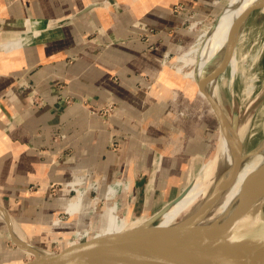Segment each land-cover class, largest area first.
Masks as SVG:
<instances>
[{
  "label": "crops",
  "instance_id": "0c3cea01",
  "mask_svg": "<svg viewBox=\"0 0 264 264\" xmlns=\"http://www.w3.org/2000/svg\"><path fill=\"white\" fill-rule=\"evenodd\" d=\"M222 3L0 0V206L20 239L34 244L51 214L66 211L70 182L108 188L127 177L130 217L175 198L199 145L207 155L208 136L197 113L186 136L172 142L156 84L166 76L164 60L195 41L184 16H209ZM109 105L112 113L103 115ZM20 253L0 217V264H18Z\"/></svg>",
  "mask_w": 264,
  "mask_h": 264
},
{
  "label": "rangeland",
  "instance_id": "374dc122",
  "mask_svg": "<svg viewBox=\"0 0 264 264\" xmlns=\"http://www.w3.org/2000/svg\"><path fill=\"white\" fill-rule=\"evenodd\" d=\"M220 1L223 2L220 12L217 11L204 17L196 15L197 18L193 21V23H198L196 28L193 30L187 29L195 34V41L187 46V49L195 44L199 35L206 28L210 25H215L219 15L230 0ZM243 25L237 40L236 59L238 61V71L234 77L231 75V67L226 68L225 72L219 76L220 79L218 77V80H216L211 77L210 65L208 63L204 65L203 62V59L209 56L208 49L202 54L197 56L192 54L183 59L182 54L186 53L185 50L178 55H169V58L164 60L166 76L158 78L156 84L159 87L156 93L158 95H155V97L156 101H163L166 104L164 109V130L168 135L175 136L172 142L178 141L179 136H186L187 127H191V121L195 119L197 114L195 111L197 109H199V123L203 120L205 126H207L204 131L208 136L206 142L211 143L210 141L213 138L216 139L218 134H220L221 124L220 118L209 103L211 102L210 96L214 97L222 114L226 113L230 117L233 112L237 111L242 125L247 122V133L242 139L244 152L252 150L263 141L264 100L258 105H256V102L264 92V7L251 13ZM193 69H198V75L195 73L191 77L188 74ZM197 79H200L199 86L196 82ZM211 80L218 86L217 92H214V94L213 92L211 93ZM160 85L163 86L161 87ZM195 96L197 100H195ZM227 106L228 108L226 109ZM202 140V133L199 128V143ZM199 148V156L193 159L190 171H187L188 165L185 168L186 170L182 169L180 185L173 189V192L177 194L173 200L178 198L188 188L207 161L204 145H199ZM220 152L221 145L219 147ZM185 163L187 164L188 162L185 161ZM223 170V167L218 168L214 176H218ZM118 180L125 181L127 188L125 190L122 189L119 196L116 193L111 197L109 186ZM76 183L79 185L73 187L74 190L71 187L67 188L70 191V201L76 197L77 188L84 192L81 209L76 212L61 209L58 214H51L49 220H46L43 223L44 226L41 227L44 235L33 238L34 244L31 245L40 249L44 248L43 250L53 251L63 244L75 241L76 238L79 240L87 237L88 232L93 234L106 226L114 227L121 221L133 227L132 224L142 220H136L137 218H146L153 214L151 212L130 217L133 209V195L131 192L133 182L128 180L127 177L123 180L120 176H117L108 188L98 180H82ZM106 193L107 198L104 197ZM71 208L72 205L69 206V209ZM131 226L130 228H132ZM18 258L25 259L26 255L21 252Z\"/></svg>",
  "mask_w": 264,
  "mask_h": 264
},
{
  "label": "water",
  "instance_id": "95a60500",
  "mask_svg": "<svg viewBox=\"0 0 264 264\" xmlns=\"http://www.w3.org/2000/svg\"><path fill=\"white\" fill-rule=\"evenodd\" d=\"M263 7L264 0L249 6L239 16L236 34L241 31L250 14ZM224 66H215L211 77H219L226 70V64ZM196 82L199 86V80ZM263 100L264 93L256 105ZM195 112L199 114V109ZM239 122L237 117L229 122L226 115L222 114V133L229 137L239 127ZM200 124L205 131L207 126L204 121H200ZM218 140L219 134L210 141L208 159L214 154ZM238 145V150L234 152V164L212 178L211 183L214 184L210 183L206 195L199 197L190 210L182 214L176 222L159 231L148 233V227L145 226L158 224L165 212L182 199L187 189L134 229L100 241L96 245H93L92 236H88L63 244L53 251L37 248L20 239L15 234L9 214L0 206V217L7 225L11 240L26 255L18 264H264L263 251H257L252 258L248 256L250 248L254 249V245L260 246L261 243L257 242L259 240L254 241L256 234H247L249 229L260 228L256 219L264 214V182L259 181L264 176V163L257 169L256 185L244 197L237 199L229 209L219 212L233 172L247 159L261 153L264 139L248 152H244L242 142L239 141Z\"/></svg>",
  "mask_w": 264,
  "mask_h": 264
},
{
  "label": "bare ground",
  "instance_id": "6f19581e",
  "mask_svg": "<svg viewBox=\"0 0 264 264\" xmlns=\"http://www.w3.org/2000/svg\"><path fill=\"white\" fill-rule=\"evenodd\" d=\"M258 1L259 0H230L228 5L225 7V9H223L221 14L219 15L215 25H210L208 28H206V30L199 35L195 44L192 47L188 48L186 50V53L182 54V58L186 59L187 56H190L192 54L197 56L199 54L204 53L208 49L207 52H209V56L207 58H204L203 62H204V65H206L207 63L210 65V68L212 70L211 73L213 72V69L215 66L220 65L222 67H225L224 65L226 64V68L231 67L232 69L231 75H233L234 77L236 72L238 71V61L236 59V46H237L238 41H236V36H237V40L240 36V30H239V33L237 32L238 34H236V31H235L236 24L238 23L239 16L249 6H251L252 4ZM22 42L24 41L7 45L3 50L11 51V50L20 48L22 45ZM195 73H197L198 75V69H195V70L193 69L188 75L192 77L194 76ZM197 80H199L200 82V79H197ZM216 80H218V77L216 78ZM211 82H212L211 93L213 92L214 94V92L215 93L217 92L218 86L214 84L213 80H211ZM210 101L211 102L209 103L212 106L213 110H215L218 117L221 118V115H222L221 110L220 108H218V105L215 102V99L213 96H210ZM227 108L228 106L226 107V109ZM225 115L229 122H232V119L234 117L239 118L240 119L239 127L236 130H234L229 135V137H226L222 133V130H221L222 127H220V132H219L220 136H219V140L216 145L214 154L212 155L210 159H208L204 163L198 176L188 186L186 194L182 197V199L179 202L173 204L170 207V209L167 210V212H165L162 218L158 221V224L153 225V226H150V224L146 225L145 227L146 228L148 227L146 232L150 233V232L159 231V230L169 227L174 222H176L177 219L180 216H182V214H185L188 210H190L191 206H193L197 202V200H199V197L206 195V193L208 192L207 189L211 183V180L213 181L212 179L214 177L213 174L216 173L217 169L220 167H223L224 168L223 171H226L230 166L234 164V152L238 150L239 145H240V144L238 145L239 141L241 143L243 137L247 133V122L242 125L241 118L237 111L233 112L230 117L226 113ZM220 145H221V152L219 153ZM263 163H264V145L262 146V150L260 154L247 159L239 167L237 171L233 172L234 174L231 177L232 179L230 178L228 181L229 183L227 184V186L229 185V188L226 190V193L224 195V199L222 201V205L220 206L219 212H224V210L229 209L234 204V202L237 201V199L244 197L246 193L253 186L256 185V183L258 182L257 169ZM259 181L264 182L263 175L259 178ZM212 184H214V182H212L211 185ZM126 188H127V183L125 181L118 180L116 183L109 186V194H111V197H112L116 193H120L122 189L125 190ZM76 190H77L76 197H74L73 200L66 206L67 207L66 209L71 212H76L77 210L81 209L82 203L84 200V192H82L78 188ZM104 197L107 198V193L104 194ZM71 205H72V208L69 209V206ZM150 216L146 218H137L136 220H140V219L142 220H140L139 222L135 224H132L133 227L121 221L114 227L106 226L104 229H100L99 231L93 234L88 232V236H92L93 245H96L100 241L107 240L115 235L120 234V232L121 233L126 232L128 230H131V229H134L140 226L141 224L146 222V220H148ZM256 220H257L256 224L260 226V228L249 229L247 234L248 235L251 233L256 234L255 240L254 239L253 240L254 241L259 240L257 242L261 244L260 246L254 245L255 246L254 249L250 248L251 252H249L248 256L251 258L255 256L256 253H258L257 251L261 250L264 252V214L258 216ZM130 226L132 228H130ZM77 240L78 239L76 238L75 241ZM255 249L256 251H254Z\"/></svg>",
  "mask_w": 264,
  "mask_h": 264
},
{
  "label": "built area",
  "instance_id": "2783aa9c",
  "mask_svg": "<svg viewBox=\"0 0 264 264\" xmlns=\"http://www.w3.org/2000/svg\"><path fill=\"white\" fill-rule=\"evenodd\" d=\"M217 2H220V0H217ZM175 9L177 10V11H181V8H180V6H176L175 7ZM195 18H197L196 17V15L195 14H193V13H189V14H186L185 16H184V22H183V25L187 28V29H189V30H193V29H195L196 28V25L198 24V23H193V21H194V19ZM192 22V23H191ZM20 87H24L23 89H25V88H29V86H27L26 84H21V86ZM113 106L112 105H109V106H107L106 108H104L103 110H101V113L103 114V115H109L110 113H112V111H113ZM79 184L78 183H76V182H70L69 184H68V187H71L73 190H74V188L73 187H77ZM76 191V190H75Z\"/></svg>",
  "mask_w": 264,
  "mask_h": 264
}]
</instances>
